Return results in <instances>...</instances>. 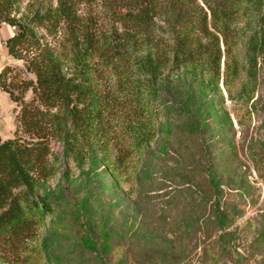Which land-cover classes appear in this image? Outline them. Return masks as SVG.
<instances>
[{
    "label": "trees",
    "instance_id": "16d2710c",
    "mask_svg": "<svg viewBox=\"0 0 264 264\" xmlns=\"http://www.w3.org/2000/svg\"><path fill=\"white\" fill-rule=\"evenodd\" d=\"M94 1L29 0L23 8L0 0V27L16 28L5 48L23 61L0 71V88L16 104L15 135H0V264L51 262L47 242H31L58 211L39 193L57 172L53 139L64 158L99 161L118 181L135 153L172 137L160 123L167 88L181 89L182 130L194 132L193 92L244 71L240 95L251 99L264 74V0H99L98 9ZM244 14L248 32L237 26ZM111 249L105 233L103 250Z\"/></svg>",
    "mask_w": 264,
    "mask_h": 264
},
{
    "label": "rangeland",
    "instance_id": "374dc122",
    "mask_svg": "<svg viewBox=\"0 0 264 264\" xmlns=\"http://www.w3.org/2000/svg\"><path fill=\"white\" fill-rule=\"evenodd\" d=\"M28 1L22 0L23 8ZM248 19L242 15L238 28L248 32ZM15 31L0 27V71L8 64L23 69L4 44ZM244 48L243 40L241 57ZM224 78L219 89L193 92L200 106L194 132L182 130L181 89L163 91L167 109L160 123L172 137L159 135L135 153L118 181L99 161L64 158L61 142L53 139L57 172L39 193L58 211L31 245L46 241L50 264H264V74L251 99L240 95L246 72L226 84ZM15 108L0 88L3 139L15 135ZM105 233L110 252L103 250Z\"/></svg>",
    "mask_w": 264,
    "mask_h": 264
}]
</instances>
